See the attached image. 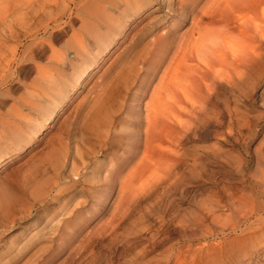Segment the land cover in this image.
<instances>
[{
	"label": "bare ground",
	"instance_id": "bare-ground-1",
	"mask_svg": "<svg viewBox=\"0 0 264 264\" xmlns=\"http://www.w3.org/2000/svg\"><path fill=\"white\" fill-rule=\"evenodd\" d=\"M80 1L23 0V22L20 23L22 26L20 29L23 31V41H25L22 58L23 61H30L35 69L34 77L29 81H24L22 73L11 72L12 66L17 65L19 45L9 47L8 40L0 37V96L11 100L9 106H6L5 101H0V110L7 108L4 114L0 112V165L6 161L5 159L19 154L24 145H28L35 138L36 133L47 122L52 121L56 115V107L63 106L64 99H67L69 93L77 86L85 70L96 63L101 53L110 48L109 45L116 38L115 35L122 34L121 31L127 22L137 15L143 5V0H98L94 3L97 10L87 12L85 10L93 3L89 1L86 5V1L82 3ZM103 1L105 2L102 7L100 4ZM191 1L190 8L182 15L185 18L188 13L189 26L187 29L174 32L170 37L166 34L162 35L167 38L160 36L166 41L157 40L160 43L156 45L155 53L153 52V62H149L152 64L150 71L146 70L147 73L142 83L138 85L139 95L133 112L136 119L134 129L128 127L130 129L123 130L124 133L128 131L125 136L128 143L123 145L124 148L126 147L127 155L124 153L126 156L122 162L118 164L116 162L117 165H114L112 159L108 157L106 174L102 177L104 184H99L101 178L98 177L99 182H97V177L93 174L87 177L89 154L80 152L76 148L70 155L68 148L64 149L66 142L61 136V139H56V143L47 145V152L43 154L49 158V155L55 152L54 160L50 164L51 171L44 176L36 172L29 179L37 183L42 177L48 178V181L31 187L32 191L29 196L32 202L25 197L26 194L20 195L22 198L10 201L9 190L0 188V206L6 218L2 227L8 223L11 224L25 213L28 214L31 203L36 200L39 203L45 202L54 192L57 193L61 189L62 182L66 179L77 183L78 189H76V194L72 192L64 194L67 195L64 196L65 200H62L58 207L56 206L54 210L56 215L48 227L52 231L54 229L53 232L58 231L57 228L55 229L58 224L65 223L68 216L75 214L77 210L74 208L85 203L82 201L85 195L89 198L85 208L89 206L98 209L101 204L110 200L109 196L113 195L112 204L115 211L118 213L120 208L121 210L125 208V211L126 205L135 197L137 185L142 182L141 180L146 179V175H148L147 184L150 176L154 178L150 179L152 184L153 182L159 184L164 178L166 181L173 182L171 187L184 196L188 195L187 188L190 185H216L217 174L220 171L223 172L234 166L233 169L238 173L243 171L241 160L234 163L227 162V160L223 163L219 162L218 149L221 146L231 148L244 146L239 145L241 140H235V133L243 138L242 134H245L243 127L247 125L248 116L244 110L251 102L244 85L248 82L246 78L250 76L253 79L252 76H254L253 81L255 82V76L259 79L264 74V0ZM79 8L80 10L83 8L82 11H78ZM8 12L9 10L5 9L0 14V21L3 23V27L0 26V32L7 30V35L12 39L19 32L17 33L13 27H7L5 24ZM75 18L79 21V29L86 30L85 32L92 38V44L96 45L90 53L82 44L83 40L77 39L80 37L79 30L71 25ZM67 28L71 30V38L77 39L73 43L76 45L75 54L81 58V61H77V65L72 66L73 73L49 72L62 65V60L58 58L62 54L56 52L51 40L58 32L67 30ZM51 30L58 32L49 33ZM44 48L50 52L49 58L47 57L49 60L47 66L41 65L36 59ZM154 78H156L155 82L152 83ZM15 86L17 87L13 91ZM22 88L25 90V96L14 97L13 92L18 89L22 91ZM224 92H228L233 97L231 98L234 107L231 109L227 104L225 107L221 106L220 96ZM112 96L114 97L113 94ZM142 96H146L144 101H142ZM101 104L99 102L95 108L90 122L95 130L99 129L100 133H102L100 130H103L105 135L116 114L111 115L108 112V104V107ZM117 107L120 109L122 106L117 105ZM30 113H35V117L30 119ZM69 119L63 120L66 126ZM235 125L238 129L234 128ZM201 142L214 143L210 146L197 144ZM252 154L255 171L259 172V176L253 175L255 178L252 177L254 184L251 189L249 216L236 214L238 219L244 220L245 229H250V231L254 228L264 229V150L254 149ZM48 158L45 157V163L46 159L49 160ZM113 165L116 167L114 168ZM175 184L177 186L174 187ZM214 193L207 195L204 203L197 197H192L193 205L188 220L183 214L181 218L185 220L179 219L175 225L179 229H192L191 231L195 233L194 237H197L196 233L201 232L200 225L203 217H215L216 211L222 207ZM70 198L74 200L69 204ZM255 200H259L257 208L254 204ZM148 217L144 216L142 219L140 217V221L135 224L138 231L147 233V236L145 234L148 239L147 251H150L153 248H159L160 245H157L161 241H158L156 237L168 220L155 216L157 225L155 223L153 227L155 226L156 229L154 234L149 236V232L153 229ZM252 218L253 221L249 222ZM245 231L249 232V230ZM80 242L76 244V248L74 245L70 246L69 253L77 254L82 244ZM130 244L131 241H128L127 246ZM236 249L239 248L236 247ZM114 250L112 247L109 248L108 255L111 256ZM206 252L207 250L201 248H193L189 252L188 250L183 252L181 248L178 250L165 249L159 254L161 258H158L159 255L154 257L155 252H150L149 259L144 264H194L197 260L198 262L199 259L202 260L203 253L206 254Z\"/></svg>",
	"mask_w": 264,
	"mask_h": 264
},
{
	"label": "rangeland",
	"instance_id": "rangeland-1",
	"mask_svg": "<svg viewBox=\"0 0 264 264\" xmlns=\"http://www.w3.org/2000/svg\"><path fill=\"white\" fill-rule=\"evenodd\" d=\"M83 1H86V5L89 1V3H93L85 11L91 10L95 12L97 10L94 3L98 0H81L80 3ZM104 2H101L100 6L103 7ZM17 3L18 5H16ZM190 3H192L190 0H143L140 11L122 29L124 32L121 31L122 34L119 33L118 36L116 34V38L114 36L116 40L114 39L111 42L112 45H109L110 48H107L106 52L104 51L100 54L98 60L95 61L96 63L85 70L77 86L69 93L67 99H64L63 106L60 108L59 106L56 107V115L52 121L47 122L36 133L35 138L28 145H24L23 150L19 154L12 156L10 159H5L6 161L0 165V188L9 190L12 198H10V201L22 198L20 195L26 194L25 197L32 202L31 196H29L32 191L31 187L34 185L36 187L37 184L48 181V178L46 176L42 177L37 183L29 179L36 172L44 176L48 171H51L50 164L54 160L53 154L55 152L50 155L48 154L49 158L43 154L47 152L46 148L51 143H56V139L61 136L63 137H61L62 139L65 138L66 142V144L64 143L66 146L64 149L68 148L67 150L70 152V155H72V152L74 153L76 148L80 152L89 154L88 170L86 169V172L88 171L87 177L93 174L97 177V182L100 181L99 184H104L102 177L103 174H106V163L109 158L112 159L114 165H117L127 155L124 144L128 143L125 140L128 131L124 133L123 130L128 127L134 129L136 119L133 112L137 103L136 99L139 95L138 85L142 83L141 81H143L145 73L150 71L156 45L161 42L160 40H163L161 38L170 37L174 32L187 29L189 26L188 13L185 18L182 15L190 8ZM83 8L81 10L79 8L78 11H82ZM5 9L9 10L5 24L7 27H13L17 33L19 32L12 39L7 35V30L0 32V37L8 40L9 47L11 45H19L16 57L17 65L14 64L12 66L11 72L22 73L24 81H29L34 77L35 69L31 66L30 61H23L22 58V48L25 41H23V31L20 29L22 28L20 23L23 22V0H0V14ZM2 24L0 21L1 28L3 27ZM71 25L74 28H78V35L80 37L77 39L83 40L82 44L88 49L89 53L91 50H94L96 45L92 44V38L85 32L86 30L79 29L80 25L77 18L73 20ZM50 32L57 33L58 31L51 30ZM165 34L167 37H162ZM77 39L71 38V30L68 28L55 35L51 43L56 52L62 54L58 58L62 60V65L64 64V66H58L57 69H51L49 72L73 73L72 66H76L81 61V58L75 54L76 45L73 42H76ZM163 41H166V39ZM49 54V50L44 48L36 59L41 65L47 66ZM263 75L259 79L255 76V82L253 81L254 76H252L253 79L249 76L252 81L248 77L246 78L248 82L244 84L248 99L251 102L248 104V108L244 110V113L248 116L247 127H243L245 131V134H242L243 138H240V135L235 133V140H241L242 142L240 141L239 145L244 146L238 148L221 146L218 149V157L220 158H218V161L223 163L227 160V162L234 163L237 160H241L242 173H238L237 170L233 169L235 166L225 170L226 172L220 171L217 174L218 182L216 185H190L187 188L189 191L188 195L184 196L171 187L173 182L166 181L164 178L159 184L154 182L152 184L150 182L152 180L150 179L153 176H150L147 184L148 175H146V179L141 180L142 182L137 185L135 197L126 205L127 209L125 211V208H122V210L120 208L118 213L115 211L112 204L113 195L109 196L111 197L110 200L101 204L98 209L89 206L85 208L87 202H89V198L85 195L82 199L85 203H82V206L79 205L74 208V210H77L75 214L68 216L65 223L58 224V227H55L58 231L53 232L54 229L52 231L48 227L50 221L56 215L54 211L56 206L58 207L62 200H65L67 195L64 194L71 192L72 194H76V189H78L77 183H72L71 179H66L62 182L61 189L57 193L54 192L48 198L49 200L47 199L42 203L36 200V202L31 203V209L28 211V214L25 213L19 219L17 218L12 221L13 223H8L3 227L2 225L6 218L4 217V213L2 214L0 206V264H144L148 261L150 252H155L153 255L155 257L165 249L178 250L180 248L183 252L187 250L188 252L192 251L193 248L207 250L206 254L203 253L202 260L199 259L198 262L195 259L198 264H264V239H262L264 234H261L264 233V229L259 230L254 228L251 231L250 229H245L244 220L237 218L238 213L249 216L248 209L249 205H251V189L254 184L252 177L259 176V172L255 171L252 153L254 149L262 148L264 150ZM155 79L152 80V83L155 82ZM16 87L13 88V91ZM20 95L25 96L23 88L22 91L18 89V91L13 92L14 97ZM124 96L125 98H123ZM221 96V106L224 105L223 107H225L227 104L230 106V109L234 107L233 97L228 92L222 93ZM142 99L144 101L146 96H142ZM0 101H5L6 106L11 104V100L5 96H0ZM112 101L116 103L113 104ZM99 102L100 104H104L103 106L106 105L105 107L109 106L108 112L111 115L116 114H114L116 117L112 118L110 128L106 132L108 134L106 135L105 133L107 137L103 134V130H100L102 133L97 128L95 130V127L90 122ZM117 105L122 106L121 110L118 107L116 108ZM114 108L117 110L115 109V111ZM6 109L1 108L0 112L4 114ZM111 111L115 112L111 113ZM110 114L108 113L107 115L109 116ZM29 117L30 119L34 118L35 113H30ZM68 119L69 123L66 126L63 120L66 121ZM122 126L123 128H121ZM234 128L238 129L237 125ZM23 130L25 131V129ZM113 131L116 133L114 134ZM117 131H120V133H117ZM102 143L105 144V147ZM204 143L197 144L210 146L214 142ZM45 157L49 159H46V163ZM114 165L113 167L115 168L116 166ZM41 168L45 171H42ZM64 171L66 170L64 169ZM93 171L95 174L92 173ZM98 177L99 179L101 178L99 181ZM211 191L215 192L214 194L222 205V209L220 208L216 211L214 219L203 217L200 225L201 232L196 233L197 237H194L195 233L190 228L188 230L179 229L175 225V222L179 219L185 220L181 218L183 214H185V218L188 220L193 205L192 197H197L204 203L207 200V195L212 193ZM259 199L261 198L259 197ZM73 200V198H70L69 204ZM258 201L255 200L254 202L256 208ZM232 211L234 215H232ZM139 216L141 219L144 216H149V222H151L149 224L154 230L149 232V236L155 232L156 228L153 225L155 223L157 225L156 219L158 216L168 220V223L166 222L156 237L158 241H163V245L161 242L157 245H162L161 247L159 246V248L147 251V233L138 231L136 227L137 222L140 221ZM252 221L253 218L249 222ZM244 229L249 230V232H246ZM128 241H131L129 246H127ZM79 242L82 244L78 248V253H69L70 246L74 245L76 248V244ZM111 247L115 250L109 256L108 249ZM236 247L239 249H236ZM159 256L158 258H161ZM197 262L194 264H197Z\"/></svg>",
	"mask_w": 264,
	"mask_h": 264
}]
</instances>
